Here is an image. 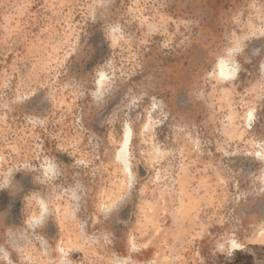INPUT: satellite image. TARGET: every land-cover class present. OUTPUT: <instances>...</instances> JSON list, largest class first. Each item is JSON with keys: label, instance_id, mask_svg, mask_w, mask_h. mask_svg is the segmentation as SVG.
Masks as SVG:
<instances>
[{"label": "rangeland", "instance_id": "374dc122", "mask_svg": "<svg viewBox=\"0 0 264 264\" xmlns=\"http://www.w3.org/2000/svg\"><path fill=\"white\" fill-rule=\"evenodd\" d=\"M0 264H264V0H0Z\"/></svg>", "mask_w": 264, "mask_h": 264}]
</instances>
